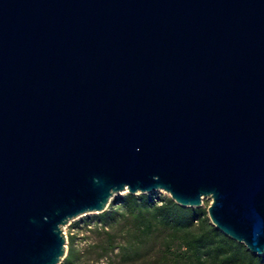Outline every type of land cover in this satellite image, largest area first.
<instances>
[{
    "label": "water",
    "instance_id": "1",
    "mask_svg": "<svg viewBox=\"0 0 264 264\" xmlns=\"http://www.w3.org/2000/svg\"><path fill=\"white\" fill-rule=\"evenodd\" d=\"M159 191L264 255V0H0V264Z\"/></svg>",
    "mask_w": 264,
    "mask_h": 264
},
{
    "label": "trees",
    "instance_id": "2",
    "mask_svg": "<svg viewBox=\"0 0 264 264\" xmlns=\"http://www.w3.org/2000/svg\"><path fill=\"white\" fill-rule=\"evenodd\" d=\"M96 220L89 229L98 237L93 247L96 262L264 264V255H253L217 230L206 210L183 208L170 197L127 194ZM83 258L72 239L63 264H80Z\"/></svg>",
    "mask_w": 264,
    "mask_h": 264
},
{
    "label": "rangeland",
    "instance_id": "3",
    "mask_svg": "<svg viewBox=\"0 0 264 264\" xmlns=\"http://www.w3.org/2000/svg\"><path fill=\"white\" fill-rule=\"evenodd\" d=\"M127 192H122L119 194H116L113 196L110 205L108 206L107 210H109L112 206H117L120 204V200L125 197ZM140 195V194H138ZM146 195H154L156 198L160 197H170L169 194L159 191L155 192L153 194H146ZM171 198V197H170ZM211 204L210 199H205L203 206L201 209H204L207 211L208 214V208ZM99 214H86L82 215L78 218H75L67 225H65L62 229L64 232V235L66 237V247H67V252L69 249V243L73 239L75 242V246L81 250V252L84 254V258L80 264H106L105 260H102L100 262H96L95 258L96 255L93 253L94 252V246L97 243L98 237L95 232L90 231L89 229H94L95 225L97 223L96 217ZM209 217V215H208ZM210 219V218H209ZM79 224V226H78ZM89 224V225H88ZM65 258L61 261L60 264L64 263Z\"/></svg>",
    "mask_w": 264,
    "mask_h": 264
}]
</instances>
